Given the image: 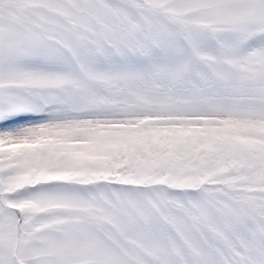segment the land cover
Wrapping results in <instances>:
<instances>
[{
  "label": "snow or ice",
  "instance_id": "6c2138e0",
  "mask_svg": "<svg viewBox=\"0 0 264 264\" xmlns=\"http://www.w3.org/2000/svg\"><path fill=\"white\" fill-rule=\"evenodd\" d=\"M0 264H264V0H0Z\"/></svg>",
  "mask_w": 264,
  "mask_h": 264
}]
</instances>
